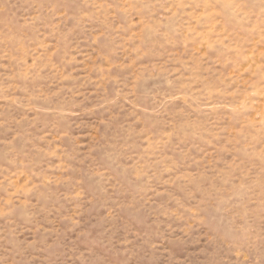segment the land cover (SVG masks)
Masks as SVG:
<instances>
[{"label": "rangeland", "instance_id": "1", "mask_svg": "<svg viewBox=\"0 0 264 264\" xmlns=\"http://www.w3.org/2000/svg\"><path fill=\"white\" fill-rule=\"evenodd\" d=\"M0 264H264V0H0Z\"/></svg>", "mask_w": 264, "mask_h": 264}]
</instances>
